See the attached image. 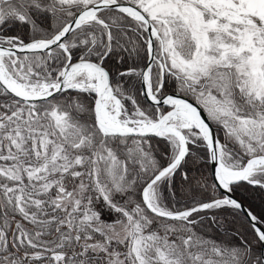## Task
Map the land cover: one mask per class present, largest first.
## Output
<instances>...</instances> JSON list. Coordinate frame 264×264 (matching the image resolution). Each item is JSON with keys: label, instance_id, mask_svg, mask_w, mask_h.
<instances>
[{"label": "snow or ice", "instance_id": "6c2138e0", "mask_svg": "<svg viewBox=\"0 0 264 264\" xmlns=\"http://www.w3.org/2000/svg\"><path fill=\"white\" fill-rule=\"evenodd\" d=\"M0 264H264V0H0Z\"/></svg>", "mask_w": 264, "mask_h": 264}]
</instances>
